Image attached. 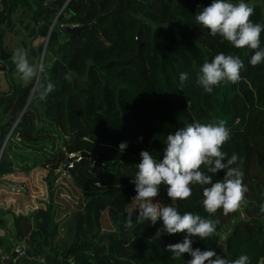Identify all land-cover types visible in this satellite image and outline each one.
<instances>
[{
  "label": "trees",
  "instance_id": "trees-1",
  "mask_svg": "<svg viewBox=\"0 0 264 264\" xmlns=\"http://www.w3.org/2000/svg\"><path fill=\"white\" fill-rule=\"evenodd\" d=\"M7 1L0 10L4 25L10 11L25 0ZM211 2L204 0L206 5ZM245 2L254 7L251 21L264 24V0ZM203 7L201 0H50L39 10L25 12L22 28L29 55L36 59L34 66L42 56V75L55 87L46 101L36 100L35 81L24 84L16 79L12 60L0 49V70L7 72V88L0 90V180L41 168L47 196L66 182L64 189L78 194L79 204L70 210L65 227L66 232L73 225L71 245L53 241L54 203L43 200V206L10 222L8 208L0 204V256L7 264H69L68 258L70 264H184L191 259L188 254L173 260L165 248L182 242L186 233L163 234L157 240L160 220L155 226L134 222L132 228L125 227L136 195L130 181L141 151L162 159L168 134L194 121L220 119L231 132L222 150L238 156L234 167L243 172L248 187L246 205L226 216L222 210L209 216L202 206V189L193 185L192 195L172 206L180 214L219 220L216 234L207 240L190 237L193 249H212L230 260L246 254L249 264H264V213L259 209L264 203V62L251 66L255 50L221 43L219 36L196 25L194 15ZM66 25H82L78 37L68 40ZM3 34L0 28V45ZM219 53L240 57L241 80L222 82L211 94L203 93L195 83L196 71ZM180 72L189 74L182 88ZM40 118L60 145L41 160L19 162L25 156L16 151L14 139L40 149L49 138L47 129L37 126ZM122 142H127L123 152L118 148ZM68 155L73 158L61 170ZM223 175H213V182ZM156 201L171 203L163 185ZM98 237H103L100 242ZM17 244L24 253L12 261Z\"/></svg>",
  "mask_w": 264,
  "mask_h": 264
},
{
  "label": "clouds",
  "instance_id": "clouds-1",
  "mask_svg": "<svg viewBox=\"0 0 264 264\" xmlns=\"http://www.w3.org/2000/svg\"><path fill=\"white\" fill-rule=\"evenodd\" d=\"M200 6L198 5V8ZM254 7L245 0H212L195 15V24L209 30L212 37L219 36L220 42H227L236 49L255 50L249 60L253 67L264 62V47H261V33L264 24L253 23L250 17ZM18 79L24 84L35 81L34 98L40 102L54 91V84L46 76L44 66L32 65L28 60V52L17 48L12 54ZM244 67L239 56L217 54L211 62L205 61L196 71L195 83L203 93L211 94L213 89L222 82L236 84L241 80V69ZM179 86L189 80L187 72H180ZM231 132L223 119L209 123L192 122L168 134L164 142L163 158L153 156L152 152L141 151L140 163L136 166L135 176L131 183L135 185L136 195L133 210L125 217V227L132 228L135 223L149 222L155 226L162 221V227L157 228L154 237L159 240L163 234L174 235L186 233L182 242L169 244L165 251L170 252L171 259H182L188 254L191 259L184 264H249V257L241 254L235 259H229L216 251L208 249L201 251L193 249L190 237L207 240L217 232L219 220L202 217L199 214L185 212L180 214L177 207L172 206L177 200H186L192 195V186L202 189V206L209 216L222 210L223 215L237 212L246 205L245 194L248 187L243 183V172L234 167L238 156L230 157L222 150L230 140ZM127 142H122L118 148L123 152ZM223 172V178L213 182V175ZM163 185L171 203L154 202L159 189ZM264 213V203L259 206ZM137 212L135 217L133 213Z\"/></svg>",
  "mask_w": 264,
  "mask_h": 264
},
{
  "label": "rangeland",
  "instance_id": "rangeland-1",
  "mask_svg": "<svg viewBox=\"0 0 264 264\" xmlns=\"http://www.w3.org/2000/svg\"><path fill=\"white\" fill-rule=\"evenodd\" d=\"M50 0H27L22 8L23 10H27V8H31V6H34L35 9L43 8ZM201 3L204 7L208 6L204 3V0H201ZM21 7H17L18 13H14V8L10 11L7 24L11 26V22L13 24L12 30H16L17 33L14 32H7L3 36V49L6 48L5 51H8L10 53V58H12L13 52L19 48L18 42L20 40V37L22 36L27 43V39L24 35V31L22 29V24L24 21L28 18L25 17L20 12ZM30 10V9H29ZM19 14V17H18ZM4 22V21H3ZM1 22L0 27L4 29L5 32V25ZM28 60L33 65L34 59L32 56L28 53ZM3 73V71H1ZM37 126H42L47 129V133L49 135V138L41 144L40 149H33V148H27L24 147L22 144H20L16 139H14L15 144H19L16 148L17 152L21 153L22 156H25L23 159H19V162L22 161H29L32 157H38L39 160L42 159V156L46 153L48 155L49 153L53 152L55 148H57L60 145L61 140L54 134V132L51 130L50 126L44 122L41 118L37 119ZM11 151V150H10ZM17 161V160H16ZM62 172V171H61ZM65 172V171H64ZM22 174V173H20ZM44 170L41 168H35V174H27L25 176H20L17 179H14L13 183L20 189L15 188H5L8 192L4 199L7 202H4L2 204V207H7V220L10 222L13 218V216L18 214H25L27 210H32L34 208H37L40 206L39 204L44 200L48 203L52 202L55 204V207H53L54 211V219L53 221L56 223V226L54 227V222L51 224V232L53 234V241L54 242H62L67 245H71V243H67L65 240V237L59 238L58 236H63L65 232V227L69 225V213L70 210L77 207L79 204V200L77 199V195L71 194L69 190L64 189V187H67V183L65 182V185H62V188H54L55 194H51V196H47L49 193L47 192V184L43 181L44 177ZM64 174V173H62ZM65 179V178H62ZM59 184V178L57 180ZM28 193H30V197L26 198L25 196H28ZM11 203L10 205H7L8 203ZM83 225V224H82ZM75 226V225H74ZM85 227V226H84ZM103 228L108 227V225L102 224ZM54 228V230H53ZM63 234V235H62ZM65 236V235H64ZM103 237H99V242ZM96 241V239H95ZM95 247V245H92V248ZM258 264H261L259 262Z\"/></svg>",
  "mask_w": 264,
  "mask_h": 264
},
{
  "label": "crops",
  "instance_id": "crops-1",
  "mask_svg": "<svg viewBox=\"0 0 264 264\" xmlns=\"http://www.w3.org/2000/svg\"><path fill=\"white\" fill-rule=\"evenodd\" d=\"M5 1H7V0H5ZM27 0H25L23 3H22V5H20V6H18V5H16V7L14 8V13H18V10H17V7H21V9H20V12L25 16V17H27V14L25 13V10H23L24 8H22L23 6H24V4H25V2H26ZM8 2V1H7ZM5 6V2L3 3V0H0V10H2V8ZM30 9V10H29ZM27 8V10H26V12H28V11H31V10H39V9H35L34 8V6H31V8ZM41 9V8H40ZM18 17H19V14H18ZM25 22V21H24ZM24 24V23H23ZM23 24H22V26H23ZM6 27H5V32H4V34H3V36L9 31V32H16L17 33V31L16 30H12L11 28H13V24H12V22H11V26L12 27H10L8 24L7 25H5ZM1 28V27H0ZM23 29V28H22ZM25 35V34H24ZM3 36H2V41H1V45H0V49H1V51L2 52H4V53H6L7 54V56H8V58H9V60H12L11 58H10V53L8 52V51H5L6 50V48L5 49H3V46H2V43H3ZM26 37V36H25ZM26 39H27V43L25 42V40H24V38L21 36L20 37V40H19V42H18V47L19 48H24V49H26L27 50V52L29 53V47H28V38L26 37ZM15 66V65H14ZM14 73L15 74H17L16 73V70L14 71ZM15 77H16V75H15ZM16 79H18L17 77H16ZM7 88V86H6V81H5V75H4V73H2L1 72V70H0V90H5ZM28 174H35V169H33L31 172H29ZM21 175H19V174H8V175H5V177H4V179L7 181V182H9V183H12V184H14L13 183V181H14V179H17L18 177H20ZM15 185V184H14ZM11 188V187H10ZM16 189V188H15ZM18 189H20V188H18ZM8 192L6 191V189H5V187H0V204L2 205L4 202H7V201H5V199H4V197H5V195L7 194ZM26 198H29L30 197V193H28V196L26 195L25 196ZM40 206H43V204H39ZM6 216V215H5ZM67 230H69V232H67ZM66 230V232H64V235L63 236H58L59 238H61V237H65V240L67 241V243H73V241H70V237H71V234H72V230H73V225H71L68 229ZM77 233V232H76ZM77 234H79L80 235V232L78 231V233ZM99 238V237H98Z\"/></svg>",
  "mask_w": 264,
  "mask_h": 264
},
{
  "label": "water",
  "instance_id": "water-1",
  "mask_svg": "<svg viewBox=\"0 0 264 264\" xmlns=\"http://www.w3.org/2000/svg\"><path fill=\"white\" fill-rule=\"evenodd\" d=\"M82 28V25H66L65 26V30L68 34V40L72 39V38H75V37H78V34H79V29ZM42 57V56H41ZM41 57H40V60H41ZM39 60V65H40V61ZM7 69V67H5ZM5 75H7V72L5 71ZM83 155H86V153L84 152H80L79 153V156H83ZM73 155H68L64 161L62 162L61 166H60V169L61 170H64L65 169V166L68 164V162L73 158L72 157ZM0 184H4L8 187H12V188H17L16 185L12 184V183H9L7 181H4V180H0Z\"/></svg>",
  "mask_w": 264,
  "mask_h": 264
},
{
  "label": "built area",
  "instance_id": "built-area-1",
  "mask_svg": "<svg viewBox=\"0 0 264 264\" xmlns=\"http://www.w3.org/2000/svg\"><path fill=\"white\" fill-rule=\"evenodd\" d=\"M62 7L59 9V11L62 9ZM12 253L14 254V257L12 258V261H13V259L14 260H18L24 253L23 246H21L20 244L15 245L13 250H12ZM0 255H2V254H0ZM70 260H71V258H68L67 259V263L70 264V262H71ZM0 264H7L5 262V260L3 259V256H0Z\"/></svg>",
  "mask_w": 264,
  "mask_h": 264
}]
</instances>
